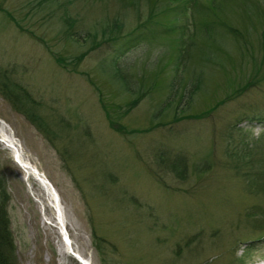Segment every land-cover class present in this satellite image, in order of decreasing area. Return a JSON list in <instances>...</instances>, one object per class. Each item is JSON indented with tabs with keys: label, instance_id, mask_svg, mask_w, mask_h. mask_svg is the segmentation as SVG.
I'll use <instances>...</instances> for the list:
<instances>
[{
	"label": "rangeland",
	"instance_id": "1",
	"mask_svg": "<svg viewBox=\"0 0 264 264\" xmlns=\"http://www.w3.org/2000/svg\"><path fill=\"white\" fill-rule=\"evenodd\" d=\"M0 6L18 22L0 9V65L15 67L51 124L72 108L89 124L67 136L66 125L52 127L50 139L0 96V179L19 264H236L234 256L244 255L251 243L243 264L264 261V236L243 218L249 205L264 198L247 192L232 165L227 149L229 141L242 140L240 131H226L246 108L252 113L250 105L264 103V85L246 89L211 115L124 134L109 126L99 99L115 123L131 129L152 123L163 96L146 97L122 114L117 105L125 104L127 94L100 83L96 64L116 55L132 79L139 71L153 73L159 52L151 44L160 36L152 41L156 33L139 25L158 8L161 14L153 15L162 21L164 6L156 8L155 0H139L136 7L120 0H0ZM112 33L120 34L115 41ZM100 44L79 61L77 72L56 60ZM196 106L205 109L202 100ZM236 124L252 138L264 135V122L243 118ZM162 150L187 155L184 179L157 163ZM93 227L116 245L105 248L106 260L93 244Z\"/></svg>",
	"mask_w": 264,
	"mask_h": 264
},
{
	"label": "trees",
	"instance_id": "2",
	"mask_svg": "<svg viewBox=\"0 0 264 264\" xmlns=\"http://www.w3.org/2000/svg\"><path fill=\"white\" fill-rule=\"evenodd\" d=\"M120 1L133 7L139 3V0ZM155 4L156 8L163 5L162 10L165 9L168 14L159 21L158 15H153L161 14L158 8L139 25V27L144 25L156 33L152 41H156V35L160 36L158 38L160 42L151 44L159 52L155 58L156 64L153 65L155 68L153 73L139 71L136 74L137 78L132 79L127 71L129 66L123 63L125 68L122 67L116 55L98 61L96 69L99 72L100 83H107L112 89H120L127 94L125 104L117 105L118 109L123 108L122 114L129 113L131 109L139 106L146 97L162 95L163 98H160L158 107L152 112L153 120L149 126L131 129L115 123L107 106L99 99L109 126L113 130L124 134L144 133L158 126L164 127L182 120L211 115L229 100L240 97L246 89H251L254 85H264V0H163L158 4L155 0ZM0 9L18 25L9 11L1 6ZM116 23L117 19H114V25ZM162 31L163 35L159 33ZM105 34L107 29L103 35ZM113 35L111 41H115L120 34ZM88 37L92 36L88 34ZM100 46L101 44L96 48L89 47L76 55L71 54L72 57L69 54L68 61L59 56L56 60L62 68L77 72L76 65L79 61L90 49L91 52ZM103 60H110V64H101ZM67 62L73 66L68 67ZM165 69L169 74L163 76L161 72ZM16 73L15 67L0 65V96L14 110L23 114L40 132L50 137V133L54 135L51 128L59 127L61 124L66 125V128H63L64 136H67L68 131L78 134L77 130L81 127L84 129L85 125L88 129L89 124L85 116L82 117L75 108H72V111L68 110L71 112L68 116L59 115L57 121L52 124L47 121L40 114L43 102L17 78ZM94 87L99 93L100 88L95 84ZM200 100L205 109L196 111L198 108L196 105ZM263 105L264 103L256 101L250 105L252 113L246 108L237 121L246 118L264 122ZM156 119L157 121H154ZM236 122L228 124L226 128L230 133L240 131L238 133L242 137L237 145H231L229 141L227 150H232L230 153L232 165L245 182L247 192L255 197L264 198V135L252 138L249 131L238 128ZM68 142L69 145H76L77 142L82 144L79 136L76 137V143ZM187 160V155L182 152L169 155L162 150L157 155V163L165 166V170L172 172L178 179L185 178ZM210 164L211 162H208L207 166ZM138 201L137 197H133V203L137 202V205L141 206L143 203ZM7 202L8 195L3 179H0V264H19L15 257L14 239L9 227ZM147 203L150 202L144 200V205L150 209ZM243 218L252 229L260 231L259 237L264 236V203L255 202L249 205ZM92 238L100 257L103 255L106 260L105 248L109 246L115 249V244L98 234L94 227ZM251 247L253 243L246 245L244 247L246 253L239 257L234 256L232 260L236 264L245 263V255ZM101 260L103 261V258Z\"/></svg>",
	"mask_w": 264,
	"mask_h": 264
},
{
	"label": "bare ground",
	"instance_id": "3",
	"mask_svg": "<svg viewBox=\"0 0 264 264\" xmlns=\"http://www.w3.org/2000/svg\"><path fill=\"white\" fill-rule=\"evenodd\" d=\"M46 182V181H45ZM49 185V184H48ZM50 186V185H49ZM261 264H264V261L261 263Z\"/></svg>",
	"mask_w": 264,
	"mask_h": 264
}]
</instances>
